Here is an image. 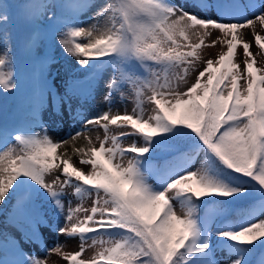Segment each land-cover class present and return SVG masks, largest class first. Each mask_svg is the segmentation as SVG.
<instances>
[{"label":"snow or ice","instance_id":"1","mask_svg":"<svg viewBox=\"0 0 264 264\" xmlns=\"http://www.w3.org/2000/svg\"><path fill=\"white\" fill-rule=\"evenodd\" d=\"M10 7L0 0L6 41ZM27 7L38 10L33 19L47 14L50 21L56 14L49 9L71 8L73 16L58 32L63 53L82 69L111 64L114 71L102 98L108 109L73 115L80 127L67 140L54 139L43 124L39 133H0V205L15 200L13 226L31 243L44 238L38 235L42 227L79 242L74 252H64L66 244L59 242L45 245L41 257L25 254L19 241L5 236V248L20 258L0 264H48L52 254L67 264H223L217 250L226 253L227 264H252L249 253L264 250V218L257 216H264V68L256 67L242 30L251 29L264 58V35L257 31H264V0L259 8L239 0H80ZM213 8L215 16L208 14ZM93 9L85 26L79 14ZM216 30L221 35L211 46L219 42L226 51L205 60V38ZM41 44L35 29L24 41L37 59ZM240 46L243 68L235 62ZM18 89L15 51L6 42L0 49V91ZM117 94L132 100L130 113L126 106L122 113L112 108ZM43 96L41 91L38 104ZM52 103L54 109V96ZM68 110L72 115L71 104ZM98 130L99 147L91 136L86 147L72 145L80 163L90 166L87 172L75 167L67 151H58ZM253 193L258 207L237 224L212 230V215ZM39 196L53 205L54 218L35 211ZM88 249L93 255L81 258Z\"/></svg>","mask_w":264,"mask_h":264},{"label":"rangeland","instance_id":"2","mask_svg":"<svg viewBox=\"0 0 264 264\" xmlns=\"http://www.w3.org/2000/svg\"><path fill=\"white\" fill-rule=\"evenodd\" d=\"M5 2V1H3ZM80 2L77 0H30L27 3H23L19 8L13 9L9 8L10 19L6 24L8 31V40H5V35L0 31V49L5 46L7 42L9 47H12L15 51V64H16V74L19 79V89L12 93H4L0 91V133L5 130L10 131L15 125L22 126V129L31 130L36 133L41 131L40 125H47L49 134L54 139H68L69 133H74L79 127V119H73V115L80 114L84 117L94 116L102 111L108 109V105L102 102V98L106 95V81L113 74V67L111 64H104L98 68H89L87 70L82 69L76 61L66 56L60 45L57 43L59 39L58 32L63 30V21L70 19L73 16V11L71 8H60L55 7L49 9V14L55 12L56 19L50 21L47 18V14L40 16L39 19H33L34 15L38 14V10L29 9L27 5L29 4H75ZM177 3L182 2V0H176ZM209 3H215V0H208ZM241 4H248L247 0H239ZM6 3V2H5ZM262 0H258L257 4L260 7ZM93 10L82 11L79 14V19L85 23V26L92 23L89 17L92 15ZM66 14V17H64ZM209 15L215 16V8L209 10ZM14 19L23 20L30 27H38L41 37V52L42 56L37 59L32 52H30L24 45L25 38L30 34L18 36L15 31ZM245 34V39L251 42V51L256 55L258 61L256 67L264 68V58L261 56V50L255 44L253 34L251 29L242 30ZM257 31H260L261 35H264V31H261L259 27ZM221 34L218 30L213 31L211 36L205 38V44L207 45L201 50L202 57L206 59L215 60L221 51H226V45H222L219 42L215 46H211L212 40H215ZM193 43H198V37H191ZM22 55L29 58V61L33 64V69L31 74L34 73L35 66L41 65V62L46 71L47 77L49 79V85L47 87L46 96L43 98V103L38 104L36 96L33 93L31 79L26 74L27 66L24 65V60ZM260 55V56H258ZM244 53L242 46L238 47L236 50L235 62L241 65L243 68ZM203 65H201V68ZM93 69L88 75L90 79L87 83L78 82L80 77L79 74H83ZM140 71V70H139ZM195 77L192 76L191 80L194 81ZM243 84V81H241ZM49 89L51 93H49ZM127 89L125 92L127 93ZM67 92V96L65 93ZM55 97V104L53 109L52 97ZM61 97H64L62 100ZM68 104H71L72 115L69 114ZM127 107L129 113L134 107L131 99L121 100L119 94L115 95L113 98L112 108L114 110L119 109L121 113L124 107ZM147 107V106H146ZM7 125V129L4 125ZM99 134L100 138H103L102 130L85 132L80 137H78L74 142L69 141L67 145H63L58 151L63 153L67 151L68 155L72 157V163L75 167L83 169L87 172L90 166L82 165L80 163V157L74 155L72 151V145L75 147H82V145L87 146L86 137L91 136L92 141L96 147H99V141L96 136ZM12 143H15L14 141ZM129 141L125 140L124 145L127 146ZM85 146V147H86ZM162 154V153H161ZM158 154V155H161ZM157 178L152 177L151 181L153 184L156 183ZM69 192L71 189L68 190ZM15 200H11L7 205H0V213L2 214L4 210L12 209V205ZM85 206L90 207V203ZM35 211L45 216V218H54V207L42 196L35 198ZM257 216L259 218H264L261 216L260 212L257 211ZM231 223L230 220L223 219V213L212 215L210 219V224L212 230L216 228L219 224ZM38 235H42L44 238L38 240L35 243L27 242L25 237H22L21 232L13 226L9 221L5 226L0 224V244H4V237L7 236L9 240L19 241L18 247L25 254L36 253L37 255L43 257V248L45 245L51 247L55 243L59 242L61 244H66L63 251L64 252H74L78 251V240L71 239L67 240L64 236L57 237L54 232L50 229L41 228ZM90 243V242H89ZM212 243L214 247L219 248L218 242L215 236L212 237ZM93 255V250L88 249L82 255L81 258H90ZM18 255H15L11 249L0 250V261L3 260H14L19 259ZM215 258L221 260L223 264H227V255L224 251L217 250L215 253ZM264 258V253L261 255V259ZM261 261V260H260ZM48 264H67L61 256L52 254L49 257ZM260 264V263H259Z\"/></svg>","mask_w":264,"mask_h":264},{"label":"trees","instance_id":"3","mask_svg":"<svg viewBox=\"0 0 264 264\" xmlns=\"http://www.w3.org/2000/svg\"><path fill=\"white\" fill-rule=\"evenodd\" d=\"M24 0H11V2H15L17 5L19 4V3H22ZM202 210V209H201Z\"/></svg>","mask_w":264,"mask_h":264},{"label":"bare ground","instance_id":"4","mask_svg":"<svg viewBox=\"0 0 264 264\" xmlns=\"http://www.w3.org/2000/svg\"><path fill=\"white\" fill-rule=\"evenodd\" d=\"M77 144H79V143H76L75 145H77ZM85 146H86V145H84V144L82 145V147H85Z\"/></svg>","mask_w":264,"mask_h":264}]
</instances>
